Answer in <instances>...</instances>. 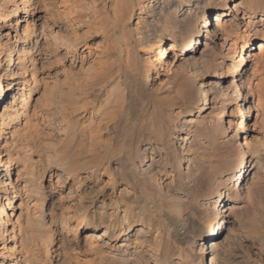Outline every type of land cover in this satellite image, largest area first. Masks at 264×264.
<instances>
[{
    "label": "bare ground",
    "instance_id": "obj_1",
    "mask_svg": "<svg viewBox=\"0 0 264 264\" xmlns=\"http://www.w3.org/2000/svg\"><path fill=\"white\" fill-rule=\"evenodd\" d=\"M0 264H264V0H0Z\"/></svg>",
    "mask_w": 264,
    "mask_h": 264
},
{
    "label": "rangeland",
    "instance_id": "obj_2",
    "mask_svg": "<svg viewBox=\"0 0 264 264\" xmlns=\"http://www.w3.org/2000/svg\"><path fill=\"white\" fill-rule=\"evenodd\" d=\"M41 13H42V11H41ZM215 17H216V14L214 12L210 13L209 16H208V21L213 23ZM166 46H167V44H166ZM250 64H251V62L249 63V66H250ZM249 100H251L250 96H249ZM252 112H253V110H252ZM247 122L248 121H245V124H247ZM250 122L251 121H249V124H247L248 126L246 125L248 128L246 130H244V131H241L239 133V143H242V140L244 138V134L245 133L249 134L251 132V131H249L250 130ZM11 190H12V188H11Z\"/></svg>",
    "mask_w": 264,
    "mask_h": 264
}]
</instances>
